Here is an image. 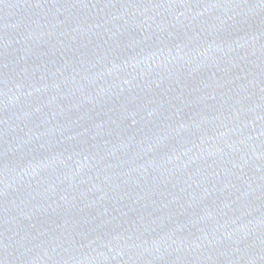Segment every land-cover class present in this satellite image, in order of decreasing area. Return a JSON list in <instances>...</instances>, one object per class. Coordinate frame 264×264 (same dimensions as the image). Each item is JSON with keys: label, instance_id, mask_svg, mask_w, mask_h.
I'll list each match as a JSON object with an SVG mask.
<instances>
[{"label": "water", "instance_id": "1", "mask_svg": "<svg viewBox=\"0 0 264 264\" xmlns=\"http://www.w3.org/2000/svg\"><path fill=\"white\" fill-rule=\"evenodd\" d=\"M0 264H264V0H0Z\"/></svg>", "mask_w": 264, "mask_h": 264}]
</instances>
